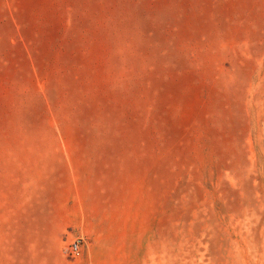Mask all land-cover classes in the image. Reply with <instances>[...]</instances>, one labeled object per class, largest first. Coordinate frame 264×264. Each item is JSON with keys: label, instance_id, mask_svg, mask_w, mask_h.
I'll return each instance as SVG.
<instances>
[{"label": "rangeland", "instance_id": "374dc122", "mask_svg": "<svg viewBox=\"0 0 264 264\" xmlns=\"http://www.w3.org/2000/svg\"><path fill=\"white\" fill-rule=\"evenodd\" d=\"M0 264H264V0H0Z\"/></svg>", "mask_w": 264, "mask_h": 264}, {"label": "built area", "instance_id": "2783aa9c", "mask_svg": "<svg viewBox=\"0 0 264 264\" xmlns=\"http://www.w3.org/2000/svg\"><path fill=\"white\" fill-rule=\"evenodd\" d=\"M84 245L85 240L82 237L76 238L70 243L68 247V253L72 257H79L83 253Z\"/></svg>", "mask_w": 264, "mask_h": 264}]
</instances>
